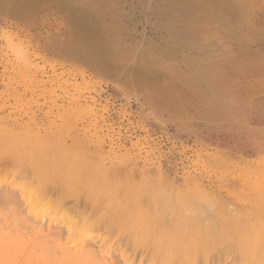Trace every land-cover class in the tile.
Here are the masks:
<instances>
[{
  "label": "rangeland",
  "instance_id": "374dc122",
  "mask_svg": "<svg viewBox=\"0 0 264 264\" xmlns=\"http://www.w3.org/2000/svg\"><path fill=\"white\" fill-rule=\"evenodd\" d=\"M0 3V264H264V0ZM53 147L93 192L31 199ZM178 209L220 242L185 240Z\"/></svg>",
  "mask_w": 264,
  "mask_h": 264
},
{
  "label": "bare ground",
  "instance_id": "6f19581e",
  "mask_svg": "<svg viewBox=\"0 0 264 264\" xmlns=\"http://www.w3.org/2000/svg\"><path fill=\"white\" fill-rule=\"evenodd\" d=\"M167 3V2H166ZM6 4L7 3H5V6H6ZM0 5H1V3H0ZM97 5H99V4H97ZM97 5H95V6H97ZM90 6V5H89ZM7 7V6H6ZM86 8V7H85ZM88 8V10L89 11H87L86 12V18L88 19L89 17H91L90 16V13L94 16V17H98V15H100V13H102L99 9H101V8H99V9H96V7L94 8V7H92V5L90 6V7H87ZM86 8V9H87ZM174 12V11H173ZM179 12H180V14H182V15H186V13L184 12V10L182 9V6H180V8H179ZM102 17V16H101ZM189 18V17H188ZM94 21H96V20H94ZM85 22H89V21H85ZM104 22V21H103ZM189 23H191V21L189 20L188 21ZM102 23V22H101ZM194 20H193V25H194ZM89 24V23H88ZM105 25V24H104ZM192 25V26H193ZM98 27V26H97ZM104 27V26H103ZM187 27H190L191 28V26L189 25V26H187ZM197 27H198V29H200V28H202L203 26H200V25H198L197 24ZM88 28H90V27H88ZM189 29V28H188ZM90 30H92L93 32H95V31H97L98 30V28H96L95 27V24H94V27H93V25H92V28L90 29ZM99 30H102V27H99ZM89 36V35H88ZM92 36V35H91ZM90 36V37H91ZM99 37V36H98ZM91 38H94V36L93 37H91ZM91 38H87L88 39V41L91 43ZM96 38V37H95ZM101 38V37H100ZM100 38H96V39H94V40H92V42L93 43H95V42H100L101 41V39ZM87 39H84V42L86 43L87 42ZM107 42V41H106ZM104 46V45H103ZM111 47V46H110ZM20 141V140H19ZM4 142H5V140H4ZM19 143V142H18ZM42 146H44V145H42ZM18 148V147H17ZM54 148V147H53ZM74 149V148H73ZM23 150V149H22ZM41 150V148H39L38 150H36L37 152H39ZM35 151V152H36ZM42 151H44V150H42ZM66 151V150H65ZM48 152V154L45 156V158H43V161H44V165L42 166V165H39V166H41L40 168H37V169H34V168H32V169H34L33 171H32V173L29 175V174H27L28 172L27 171H25L26 170V167H24V166H22V164L21 165H19V164H17L16 165V167H18V168H20L21 169V173H23L24 175L26 174V175H29L30 176V180H32V182L33 183H35V185H33V186H31V187H33V190H30V191H32V192H30V197H31V199L34 201V200H38V199H42V198H44V200H45V202L48 200V199H50L51 198V196H50V198H49V196H47L48 197V199H46L45 197L46 196H44V191H46L47 189V187L49 186L50 187V185H52L53 183H59V185H62V187H63V190H61L60 192H61V194L60 195H62V199H63V197L65 196V198H66V196L69 194V195H74V193H77V192H80V190L82 191V188H86V189H84L85 191H90V192H93L94 191V189H95V185H97V183H96V178L93 176V174H92V171H93V169L95 168V166H94V164L93 163H88V164H84L83 162L80 164H78V162L77 163H74L73 161H71V160H68L67 159V161H71V163L70 162H66V161H64V162H66V164H62L61 162V164L60 165H53V163L52 164H50V161L51 160H53L54 158H56L58 155H61V154H63V151H62V149H55L54 148V150L53 151H47ZM66 152H68V151H66ZM19 153V152H18ZM18 153H16V155H18ZM15 154V153H14ZM35 155V154H34ZM39 155V154H38ZM9 156V155H8ZM12 157V156H11ZM23 157V156H22ZM90 157V156H89ZM26 159V158H25ZM41 159V158H40ZM26 160H28V159H26ZM63 159L61 158V160L60 161H62ZM54 162L56 161V159H54L53 160ZM1 162H2V164H4L3 163V159L2 158H0V165L1 166H3L2 164H1ZM7 162V161H6ZM63 162V161H62ZM63 162V163H64ZM80 162V161H79ZM14 163V162H13ZM20 163V162H19ZM28 163V162H27ZM35 164V163H34ZM55 164V163H54ZM35 166H36V164H35ZM9 167V166H8ZM11 168L12 167H14V166H10ZM1 169H5V168H1ZM0 169V170H1ZM8 169H10V168H8ZM11 172V171H10ZM0 173H2V172H0ZM21 173H20V175H21ZM11 174V173H10ZM6 175V174H5ZM7 176V175H6ZM23 176V175H22ZM96 176V175H95ZM102 177V176H101ZM26 178H28V177H26ZM81 179H84V182L83 183H80V182H82L81 181ZM99 181V180H98ZM122 181V180H121ZM22 183V182H21ZM83 186L80 190H79V186H80V184ZM25 184V183H24ZM27 184V183H26ZM58 185V184H57ZM73 185V186H72ZM36 186H37V188H36ZM118 186H120V185H118ZM53 186H51L50 188H52ZM78 187V188H77ZM55 188H56V184H55ZM58 188H60V187H58ZM23 189V188H22ZM32 189V188H31ZM61 189V188H60ZM2 190V189H1ZM0 190V191H1ZM26 190V189H25ZM24 190V191H25ZM53 190H55V189H53ZM35 191V192H34ZM58 191H59V189H58ZM107 191H109V190H107ZM3 192H5V191H3ZM43 192V193H42ZM84 192V191H83ZM1 193V192H0ZM55 193H56V191H55ZM59 193V192H58ZM156 193V192H155ZM168 193V192H167ZM171 193H172V191H171ZM123 194V193H122ZM2 195V194H1ZM152 195V194H151ZM169 195V194H168ZM59 196V195H58ZM159 196V195H158ZM164 196V195H163ZM5 197V196H4ZM61 197V196H60ZM59 197V201L61 202V198ZM69 197V196H68ZM71 197V196H70ZM72 197H75V196H72ZM71 197V198H72ZM77 197V196H76ZM84 197V196H83ZM150 197V196H149ZM169 197V196H168ZM15 198V197H14ZM115 198V197H114ZM4 199V198H3ZM61 199V200H60ZM82 199H84V198H82ZM148 199V198H147ZM163 199V198H162ZM169 199V198H168ZM9 200V199H8ZM54 200V199H53ZM58 200V199H57ZM81 200V199H80ZM106 200V199H105ZM105 200H103V201H105ZM161 200V199H160ZM14 201V200H13ZM58 201V203H54V201H53V203L54 204H60V202ZM5 202H6V200H5ZM20 202V201H19ZM38 202V201H37ZM40 202H43L42 204L44 205L45 204V202L42 200V201H40ZM51 202H52V198H51ZM57 202V201H56ZM87 202V205L89 204L88 203V201H86ZM128 202V201H127ZM157 202V201H156ZM160 202V201H159ZM1 203H2V200H1ZM10 203V202H9ZM15 203H17V202H15ZM78 203V202H77ZM91 203V202H90ZM149 203V202H148ZM180 203H182L181 201L179 202V204ZM186 203H188V201L186 202ZM39 203H37V205H38ZM52 204V203H51ZM103 204H104V202H103ZM173 204V203H172ZM183 204V203H182ZM3 205V204H2ZM48 205H50V204H48ZM53 205V204H52ZM57 205V206H58ZM99 205V204H98ZM155 205V204H154ZM153 205V206H154ZM193 205V204H192ZM21 206V205H20ZM47 206V205H46ZM53 206H55V205H53ZM56 206V207H57ZM158 206V205H157ZM190 206V205H189ZM189 206H187V207H189ZM196 206V205H195ZM198 206V205H197ZM4 207V206H3ZM52 208V206L50 205L49 206V208ZM59 207V206H58ZM63 207V206H62ZM76 207H78V206H76ZM150 207V206H149ZM186 206H185V208H187ZM199 207V206H198ZM37 208V207H36ZM54 208V207H53ZM52 208V209H53ZM79 208H81V207H79ZM89 208V207H88ZM157 208V207H156ZM191 207H189V208H187L188 210L190 209ZM78 209V208H77ZM96 209V208H95ZM232 209H234V208H232ZM68 210V209H67ZM138 210V209H137ZM58 211H59V209H58ZM185 211V210H184ZM193 211V210H192ZM231 211V210H230ZM52 212V211H51ZM65 212V211H64ZM84 212V211H83ZM173 212V211H172ZM218 212V211H217ZM232 212H234V211H232ZM232 212H230L231 214H232ZM238 212V211H237ZM66 213V212H65ZM65 213H64V215H65ZM69 213V212H68ZM67 213V214H68ZM142 213V212H141ZM189 213V212H188ZM187 213V214H188ZM202 213V212H201ZM85 214V213H84ZM87 214V213H86ZM85 214V215H86ZM190 214V213H189ZM231 214H229V215H231ZM236 214V213H235ZM240 214V213H239ZM252 214V213H251ZM83 215V214H82ZM168 215V214H167ZM237 215V214H236ZM242 215V214H241ZM250 215V214H249ZM248 215V216H249ZM253 215V214H252ZM66 216V215H65ZM75 216V215H74ZM79 216V215H78ZM87 216V215H86ZM171 216V215H170ZM175 216V215H174ZM243 216V215H242ZM247 216V217H248ZM70 217V216H69ZM76 217V216H75ZM200 217V216H199ZM72 218H74V217H72ZM233 218H234V216H233ZM240 218V217H239ZM238 218V219H239ZM69 219V218H68ZM75 220L77 219V218H74ZM78 219H81V216H79V218ZM91 219H92V217H91ZM90 219V220H91ZM149 219V218H148ZM237 219V220H238ZM224 220V219H223ZM226 220V222H227V219H225ZM250 220V219H249ZM248 220V221H249ZM254 220V219H253ZM256 220V219H255ZM168 221V220H167ZM174 221V220H173ZM243 221H245V220H243ZM237 223H236V225H235V227H258V225H252V224H243V222H241V220L240 221H236ZM75 223V222H74ZM78 223H79V221H78ZM80 223H82V222H80ZM106 223V222H105ZM122 223H123V221H122ZM245 223V222H244ZM258 223V222H257ZM8 224V223H7ZM13 224V223H12ZM76 224H77V222H76ZM80 225V224H79ZM89 225H91L90 223L87 225V227L89 226ZM226 225V224H225ZM202 225H200V227H201ZM74 227V226H73ZM78 227V226H77ZM89 227H91V226H89ZM263 227V226H262ZM173 228V230H175V232L176 231H178V232H182V231H184V232H187V233H182V236H184V238H185V240H187V241H191V240H200L201 242H203L204 243V249H205V251H207L208 249H210V246H212V244H215V242H218V240H219V237H218V234L216 235V234H214V232H213V234L212 233H204V234H200L201 232H198L199 231V225L198 224H195V223H193V220L190 218V217H188V216H186V214H184V212H183V209H178V211H176V219H175V223H174V226L172 227ZM256 229V228H255ZM90 230H91V228H90ZM167 230V229H166ZM171 230V229H170ZM224 230H226V229H224ZM240 230H241V228H238V229H236V231H237V237H238V242H237V244H238V246H237V248H238V250L241 252V251H245L246 249H247V247H248V244H249V238H248V240L247 239H245L244 237H243V235L241 236V233L244 231L243 229H242V231L240 232ZM247 231H251V229H249V228H247L246 229ZM260 230H261V228H260ZM259 230V231H260ZM2 231H4V230H2ZM147 231V230H146ZM159 231V230H158ZM157 231V232H158ZM213 231V230H212ZM258 231V232H259ZM5 232V231H4ZM90 232V231H89ZM170 232V231H169ZM174 232V231H173ZM215 232H217V231H215ZM224 232H226V231H224ZM223 232V233H224ZM263 232V231H262ZM160 233V231L158 232V234ZM228 233V232H227ZM244 233H245V231H244ZM255 233V232H254ZM168 234V233H167ZM172 233H169V235H167V237L169 236V238L170 239H172V235H171ZM225 234V233H224ZM248 234V233H247ZM8 235V234H7ZM157 235V234H156ZM163 235H164V233H163ZM249 235H250V233H249ZM255 235H256V233H255ZM14 236V235H13ZM19 236V235H18ZM174 236V235H173ZM222 236V235H221ZM257 236V235H256ZM15 237V236H14ZM20 237V236H19ZM156 237V236H155ZM162 237H164V236H162ZM234 237V236H233ZM7 238V237H6ZM229 238V237H228ZM156 239H157V237H156ZM160 239V238H159ZM164 239V238H163ZM166 239V238H165ZM175 240H176V242L179 240V238L178 237H175L174 238ZM224 239H225V237H224ZM255 239V238H254ZM253 239V240H254ZM262 239V238H261ZM162 240V239H161ZM233 240V239H232ZM259 240V239H258ZM264 240V239H263ZM262 240V241H263ZM156 241V240H155ZM168 241V240H167ZM173 241V240H172ZM171 241V245L173 244V242ZM195 241H194V243H195ZM262 241H260V243L262 242ZM164 242H165V240H164ZM188 242V243H189ZM197 242V241H196ZM220 242V241H219ZM218 242V243H219ZM233 242V241H232ZM231 242V243H232ZM254 242V241H253ZM264 242V241H263ZM160 243V242H159ZM163 243V242H162ZM4 244V243H3ZM40 244V243H39ZM155 244H156V242H155ZM168 244H170V243H168ZM177 244V243H176ZM176 244H175V247H176ZM187 244V243H186ZM201 244V243H200ZM199 243H198V245H200ZM228 244V243H227ZM258 244V243H257ZM262 244V243H261ZM23 245H25V244H23ZM159 245V244H158ZM161 245V244H160ZM167 245V244H166ZM165 245V246H166ZM195 245V244H194ZM196 245H197V243H196ZM198 245H197V247H198ZM43 246H45V245H43ZM170 246V245H169ZM179 246V245H178ZM186 246V245H185ZM185 246H184V251H185V254L183 253L182 254V259L180 258V260L181 261H183V260H187V258L189 257V253H190V251L193 249L194 250V248H195V246L194 247H190L189 246V249H187V250H185ZM230 246V245H229ZM228 246V247H229ZM255 246H257V245H255ZM259 246V245H258ZM257 246V247H258ZM262 246H263V250H264V244H262ZM33 247V246H32ZM158 247H163V246H158ZM253 247V246H252ZM257 247H256V249H257ZM25 248V247H24ZM164 248H166V247H164ZM241 250H240V249ZM259 248H260V246H259ZM156 249H157V247H156ZM155 249V250H156ZM158 249H160V248H158ZM170 249V248H169ZM214 249V248H213ZM56 250V249H55ZM171 250V249H170ZM177 250V249H176ZM203 250V249H202ZM228 250V249H227ZM260 250V249H259ZM262 250V251H263ZM159 251H164V250H159ZM158 251V252H159ZM178 251V250H177ZM210 251V250H209ZM236 251V250H235ZM261 251V252H262ZM154 252V251H153ZM203 252V251H202ZM239 252V253H240ZM261 252L259 253V254H261ZM162 253V252H161ZM164 253H166V252H164ZM164 253H162V255L164 254ZM193 254H195L194 253V251L192 252ZM227 253H228V251H227ZM234 253V252H233ZM242 253V252H241ZM246 253H247V251H246ZM263 253V252H262ZM160 254V253H159ZM171 254V253H170ZM177 254V253H176ZM193 254H191L190 256L191 257H193V256H195V255H193ZM203 254V253H202ZM250 254H252V253H250ZM186 257H185V256ZM204 255V254H203ZM242 255V254H241ZM245 255H247V254H245ZM244 255V256H245ZM53 256V255H52ZM175 256V255H174ZM177 256V255H176ZM206 256V255H205ZM249 256V253H248V255H247V257ZM254 256V255H253ZM262 256H264L263 254H262ZM204 257V256H203ZM251 257V256H250ZM175 258V257H174ZM190 258V257H189ZM189 258H188V261H186V262H189L190 260L192 261V258L189 260ZM194 258V257H193ZM252 258V257H251ZM256 256H255V259H254V262L256 261ZM262 258V257H261ZM264 258V257H263ZM57 259H60V258H57ZM171 259H172V257H171ZM204 259V258H203ZM248 259V258H247ZM243 260H244V258H243ZM168 261V260H167ZM171 261V260H170ZM191 261H190V263H191ZM173 262H174V260H173ZM185 262V263H186ZM261 262V261H260ZM263 262V261H262ZM262 262H261V264H262ZM167 263V262H166ZM171 263V262H170ZM182 263H184V261L182 262ZM55 264V263H54ZM164 264V263H163ZM167 264H169V263H167ZM187 264V263H186ZM189 264V263H188ZM218 264V263H217Z\"/></svg>",
  "mask_w": 264,
  "mask_h": 264
}]
</instances>
